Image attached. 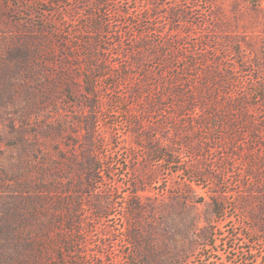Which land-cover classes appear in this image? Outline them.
<instances>
[{
  "label": "rangeland",
  "instance_id": "374dc122",
  "mask_svg": "<svg viewBox=\"0 0 264 264\" xmlns=\"http://www.w3.org/2000/svg\"><path fill=\"white\" fill-rule=\"evenodd\" d=\"M206 22L264 49V0H0V264H264V135L145 112L146 32Z\"/></svg>",
  "mask_w": 264,
  "mask_h": 264
},
{
  "label": "trees",
  "instance_id": "16d2710c",
  "mask_svg": "<svg viewBox=\"0 0 264 264\" xmlns=\"http://www.w3.org/2000/svg\"><path fill=\"white\" fill-rule=\"evenodd\" d=\"M188 15L179 6L172 8L165 17L174 25L187 22ZM103 16L94 22L88 21L86 29L97 36L106 33L109 24ZM206 23L208 25L202 23L200 27L194 25L199 30L196 35L176 30L157 35L151 29L146 32L142 50H147L150 59L143 64L148 81L147 90L143 92L145 112L151 114L160 110V116H167L160 119L164 130L165 125H170L178 116L193 113L198 107L210 111L209 123L203 126L206 128L210 124L228 142L243 143L247 139L250 144L262 145L258 137L264 135V49L254 46L253 39L213 33V29L219 28L217 23ZM193 36L195 38L190 40ZM86 51L87 58L96 52L92 44ZM178 60L182 66H176L172 72L166 70ZM153 77L159 82L154 79L151 83ZM88 79L94 81L90 76ZM88 93H93L92 87L88 88ZM249 99L255 103L251 104ZM183 128L173 129L172 137L174 141L180 139L190 151L187 152L189 156H196L193 134ZM159 153L160 160H164L166 152L160 150Z\"/></svg>",
  "mask_w": 264,
  "mask_h": 264
}]
</instances>
